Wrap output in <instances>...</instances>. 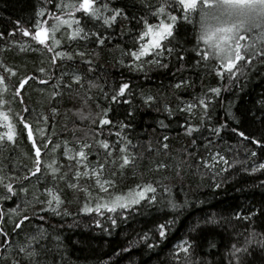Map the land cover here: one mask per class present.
Listing matches in <instances>:
<instances>
[{
  "label": "trees",
  "instance_id": "obj_1",
  "mask_svg": "<svg viewBox=\"0 0 264 264\" xmlns=\"http://www.w3.org/2000/svg\"><path fill=\"white\" fill-rule=\"evenodd\" d=\"M58 2L0 0V33L4 34L0 39V61L16 69L19 78L37 77L21 90L24 106L36 110L32 117L21 111L18 102L10 107L32 125L37 146L41 147L39 179L28 176L27 180L21 178L33 167L34 150L26 132L20 131L22 126L17 124L14 144L0 147V175L6 178L5 182L14 177L11 182L17 192L12 199L0 200V210L5 213L0 228L7 233V238L0 235V264H29L19 248H27L31 237L41 233L44 238L32 243L40 255L31 264H264V170L258 168L264 163V150L231 131L237 129L257 139L264 133V64L246 68L247 75L235 82L227 76L221 80L212 64H197L204 45L198 39L195 17L190 15L185 21L178 4L172 0H103L109 9L123 10L124 17H118L111 27L102 20L81 18L88 38L70 44L62 41L58 50L72 53L73 59L58 60L52 65V54L38 48L30 37H23L17 22L33 31L36 13L44 8L58 14ZM161 3L168 4L167 11L177 16L171 42H164L173 53L169 56L165 52L161 57L166 68L149 63L154 58L148 57L143 58V67L138 69L128 53L136 34L143 29L141 20L153 25L160 19L170 22L167 16H155ZM100 5L101 0H97V7ZM92 33L105 38L103 46L95 43ZM60 37L61 33H57ZM25 41L36 50L21 52L14 44ZM77 52L85 55L77 56ZM177 54L184 57L183 62ZM89 60L91 64L87 63ZM41 67L45 73L39 72ZM72 74L82 77L79 85L69 79ZM39 80H46L47 84H40ZM181 80L185 84L177 89L175 85ZM125 82L130 88L113 102L111 95ZM6 83L9 92L5 97L11 99V92L18 86L17 77L6 76ZM70 83L71 91L66 87ZM210 88H220L221 92L214 96L209 93ZM148 96L154 97L150 103L146 102ZM199 98H206L207 115L200 106L187 111V105H198ZM166 107L171 108V115ZM52 109H56L55 114ZM78 110L85 115L90 113L97 123L82 120ZM105 111L112 124L101 128L98 121ZM36 113L48 116L47 123L40 125L52 139L48 150L41 146L35 132ZM121 124L128 127L122 129ZM221 124H227V128L219 136L213 135L212 129ZM188 125L198 131L187 135ZM124 138L133 146L128 149L130 158L136 159L133 165L120 169V153L113 151L108 156L98 141L115 145ZM65 141L68 155L79 151L77 142L91 145L85 150L88 168L96 167L97 161L104 163V179H112L110 173L115 171L117 193L127 192L137 184H151L156 188V201H142L135 211L127 213L126 219L117 216L116 225L111 224L110 214L83 212L84 194L74 196L68 187L76 182L74 172L78 166L67 159ZM165 143L167 150L162 147ZM57 144L59 147L52 152ZM252 151L257 153L255 158L250 155ZM53 160L54 167L59 168L55 180L47 168ZM159 164L166 167L158 168ZM253 167L257 171L253 172ZM79 168L85 171L82 165ZM62 175L64 179H60ZM79 183L97 195L93 179L81 178ZM21 188L28 191H20ZM46 188L60 193L59 215L43 203L48 199ZM173 204L177 207L173 208ZM17 205L20 215L9 216V210ZM24 215L29 220L13 231L14 222ZM168 221L172 223L167 225L166 238L161 240L156 226ZM144 233H148V241L142 239ZM185 240L192 245L187 255L177 248ZM147 244L157 246L149 248Z\"/></svg>",
  "mask_w": 264,
  "mask_h": 264
},
{
  "label": "snow or ice",
  "instance_id": "obj_2",
  "mask_svg": "<svg viewBox=\"0 0 264 264\" xmlns=\"http://www.w3.org/2000/svg\"><path fill=\"white\" fill-rule=\"evenodd\" d=\"M45 3H50V0H45ZM173 4H178L180 10L183 13V19L187 21L189 16L195 17L193 23L198 28V39L204 45L203 51L200 53V62H206V64H212L215 74L218 78L223 80L225 76L230 82H235V80L240 79L241 76H246L247 73L245 69H251L257 64H264V23L259 22L264 19V0H172ZM58 14L46 11V9L41 8L36 13V23L33 25V31L20 26L17 22V30L22 34L23 37H30L35 45L39 48L42 47L44 51L51 53V63L55 65L58 60L63 61L65 59L72 60L73 54L67 51L58 50L62 46V41L66 40L69 44L72 42H79L80 40H86L89 33L85 32L84 27L81 26V18L85 20L95 19L102 20L103 24L107 27H111L112 23L117 20L118 17H124L123 10L121 9H109L107 3H103L101 0V5L97 7V0H59L55 5ZM168 4L161 3L157 6L155 16L163 17L167 16L168 21L165 22L164 19H160L159 23L156 25L149 24L146 20H141L143 24V30L136 34V41L134 42L132 50L128 53L129 57L133 61V64L139 69L143 67V58L153 57L154 59L149 60V63L155 64L159 67L166 68L168 65L162 63L161 57L165 52L169 56L172 55L173 49L167 47L164 43L165 41L171 42L169 38L174 35V26L177 21V16L173 15L171 12L167 11ZM79 13V17L77 14ZM105 13H109L105 15ZM255 13V17L252 16ZM221 17H226L222 20ZM256 19L257 22L249 26V21ZM49 21H52L49 26ZM210 21H216V26L209 23ZM57 33H61V37L57 38ZM3 33H0V39L3 38ZM10 36H14L15 33H9ZM95 37V43L99 46H103L105 43V38L102 37L100 33H92ZM19 47L21 52L23 51H35L36 49L32 47L27 41L20 44L19 42H14ZM75 55L83 57L85 53L77 52ZM177 58L180 62H183L184 57L177 54ZM136 62H141L137 64ZM88 64L92 62L87 61ZM0 147L5 143L14 144L18 132L17 124L21 125V132H26L27 140L31 142V147L34 150V160L33 167L27 169L28 175L22 177V180H27L28 176H37L41 173V147L37 146V139L34 138V130L32 125L25 119L24 115L20 112H15L10 105L18 102L21 105V111L32 117V114L36 111L35 109H29L24 106V98L21 95V90L31 80H36L37 77L34 75H27L23 78L18 77V72L13 67L5 65L0 61ZM92 69L89 68V71ZM46 69L44 67L39 68L40 73H45ZM7 77H17L18 86H15V90L11 92V99H7L5 94L9 92V85L6 83ZM69 79L75 83L80 84L82 77L77 74H72ZM40 84H47L46 80H39ZM185 84V81L181 80L175 87L177 89L181 88ZM66 87L71 91L72 84L66 85ZM130 88L128 83H121L118 90H116L111 95V100L116 102L120 97L125 95L127 89ZM209 93L216 96L221 92L220 88H210ZM59 95L58 93H54ZM154 97L148 96L146 102H152ZM127 102V101H126ZM84 103H87L85 99ZM196 106H200L204 109L205 115H207V109L209 107L206 102V98H199L198 105H187V111L191 112ZM6 109V110H5ZM165 111L172 114L171 108L166 107ZM53 114H55L56 109H52ZM82 120L89 119L92 123H97L95 119L91 117V114L85 115L82 110H78L77 113ZM103 118H100L98 123L103 128L105 125H111L112 121L107 119V111L102 114ZM36 123L35 132L38 133V139L41 146L45 149H49V145L52 144V139L50 136L46 135L45 129L40 125L46 124L48 121V116L43 113H36L33 117ZM161 126L163 122H161ZM120 127L127 128L128 125L121 124ZM227 128V124H221L218 127L212 129L213 135L219 136ZM194 131H198L197 128L188 125L186 127V134L191 135ZM231 131L236 132L237 135L249 140L253 145L259 146L264 150V133L261 134V138L257 139L255 136L249 137L245 135L243 131H237V129H231ZM120 134L117 133V136ZM164 140L167 141L168 137L165 136ZM65 155L70 162H75L78 166L74 172V177L76 182L68 184V187L73 190L74 196L77 193H83L85 197V202L81 210L85 213H95L100 216L105 215V213L110 214L109 219L112 225H116L119 216L123 219L127 218V213L130 211H135L142 201L154 203L156 201V188L151 184H137L134 188H129L127 192L117 193L116 192V172L112 171L110 173L112 179H104V169L105 164L97 161V165L94 168L89 169L87 160L88 153L86 149H90L91 145L86 142L79 144V151H74L73 155H68L67 142L65 141ZM99 145L107 150V155L111 156L113 151H118L120 153V163L119 168L123 169L127 166H131L135 163V157L130 158L128 149L133 147L130 140L126 138L118 141L115 145H110L106 140L98 141ZM59 145H55L51 151L55 152V149ZM167 150V143L162 146ZM250 155L255 158L257 153L252 151ZM220 160H224L223 157L219 156V153L215 154ZM215 158V157H214ZM226 162V161H225ZM115 164L116 161H112ZM56 161L53 160L47 165L53 173V180H55V174L59 171L58 167H54ZM82 165L85 171L81 172L79 166ZM71 167V164H70ZM157 167H166L163 164L157 165ZM258 168L264 170V163H260ZM2 171V169H0ZM252 171H257V167H253ZM64 175H67L66 173ZM64 175L60 179H64ZM122 176V172H121ZM81 178H89L94 180V188L97 191V195L93 196L91 192L88 191L87 187L80 186ZM14 177H8L9 182H5L6 178L0 175V187L3 188V195H0V200H9L17 195L16 190L11 182ZM219 187V185H217ZM111 190V191H110ZM20 191L27 192L28 189L21 188ZM45 193L48 199L43 201L49 206V210L59 215L58 208L62 203L60 193L54 189H45ZM53 204L56 207H53ZM19 205L16 208L10 209L8 215L19 216ZM173 208L177 205L173 204ZM5 213L0 210V221L4 219ZM243 219H249V217H242ZM29 220L27 215H24L19 222H14L13 231L20 229L22 224ZM215 222V221H213ZM172 221L166 223L158 224L155 231L158 233V237L163 240L166 238L167 225H170ZM0 235L7 238V233L4 232L3 228H0ZM43 234L38 236H33L30 239L27 248H19V252L25 253L29 264H31L34 257L40 255L36 249L32 247L33 242H37L43 239ZM144 241L150 239L148 233H144L142 236ZM157 245L147 244V247L154 248ZM192 245L188 241H183L177 246L178 250L185 255L189 253V249ZM122 251H130V249H123ZM246 251V249H237V252ZM13 264H19V262L14 261ZM38 264V262H37Z\"/></svg>",
  "mask_w": 264,
  "mask_h": 264
},
{
  "label": "clouds",
  "instance_id": "obj_3",
  "mask_svg": "<svg viewBox=\"0 0 264 264\" xmlns=\"http://www.w3.org/2000/svg\"><path fill=\"white\" fill-rule=\"evenodd\" d=\"M255 13H252V16L255 17ZM257 20L256 19H252L249 21V26H251L252 24L256 23ZM259 22L264 23V19H261ZM209 23L213 24V26H216L217 22L216 21H210Z\"/></svg>",
  "mask_w": 264,
  "mask_h": 264
},
{
  "label": "rangeland",
  "instance_id": "obj_4",
  "mask_svg": "<svg viewBox=\"0 0 264 264\" xmlns=\"http://www.w3.org/2000/svg\"><path fill=\"white\" fill-rule=\"evenodd\" d=\"M222 20L226 19V17H221Z\"/></svg>",
  "mask_w": 264,
  "mask_h": 264
},
{
  "label": "bare ground",
  "instance_id": "obj_5",
  "mask_svg": "<svg viewBox=\"0 0 264 264\" xmlns=\"http://www.w3.org/2000/svg\"><path fill=\"white\" fill-rule=\"evenodd\" d=\"M143 30V29H142Z\"/></svg>",
  "mask_w": 264,
  "mask_h": 264
}]
</instances>
